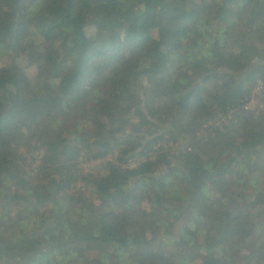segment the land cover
<instances>
[{
  "label": "trees",
  "instance_id": "1",
  "mask_svg": "<svg viewBox=\"0 0 264 264\" xmlns=\"http://www.w3.org/2000/svg\"><path fill=\"white\" fill-rule=\"evenodd\" d=\"M0 57V264H264V0H0Z\"/></svg>",
  "mask_w": 264,
  "mask_h": 264
},
{
  "label": "rangeland",
  "instance_id": "2",
  "mask_svg": "<svg viewBox=\"0 0 264 264\" xmlns=\"http://www.w3.org/2000/svg\"><path fill=\"white\" fill-rule=\"evenodd\" d=\"M33 1V0H30ZM84 31L86 33L87 36L91 35L94 33V29L91 25H87L84 28ZM10 62L9 58L7 57H0V66L6 65ZM261 60L259 61H254L252 64V67H254L257 63H260ZM15 63L23 70L24 74L29 78V79H33L35 76V68L34 66H31L30 63L28 62L26 57H20L18 59L15 60ZM247 108L256 112H259L263 109L262 105L258 103V101L255 100H251L250 102H248L247 104ZM180 142V140H177ZM181 143V142H180ZM132 161V160H131ZM87 169L90 168V166H85ZM163 173V170H158L157 174ZM260 211H262L263 209H259ZM264 224V222L261 223V225ZM145 235H148V231L144 232ZM169 246H166V250L168 249ZM89 257L95 258L97 256V254L95 252H90L88 253ZM196 258H198V260H205L204 256L198 254L197 256H195ZM24 259H28L29 256H25L23 257Z\"/></svg>",
  "mask_w": 264,
  "mask_h": 264
}]
</instances>
